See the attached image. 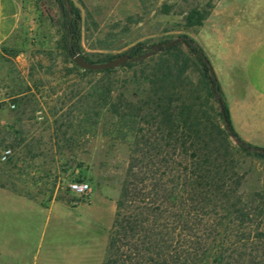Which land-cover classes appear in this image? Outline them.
Wrapping results in <instances>:
<instances>
[{"label":"rangeland","instance_id":"1","mask_svg":"<svg viewBox=\"0 0 264 264\" xmlns=\"http://www.w3.org/2000/svg\"><path fill=\"white\" fill-rule=\"evenodd\" d=\"M17 1L21 24L0 50V155L7 147L14 151L8 161L0 159V242L2 210L13 209L7 220L17 228L10 234L14 233L13 240L27 243L29 249L22 252L25 264L34 260L43 264L49 252L62 256L67 249L80 264H102L116 201L135 148L132 137L123 140L112 131L116 119L109 106L102 108V104L107 94L112 102L120 94L136 101V87L129 80L140 67L109 72L75 67L63 46L58 2ZM72 1L82 15V44L91 60L125 53L141 42L153 47L176 39L188 52L184 40L189 36L210 60L225 100L231 68L264 41V0ZM195 7L209 10V15L203 25L188 26L186 16ZM186 75L201 83L202 65L194 63ZM210 102L220 108L216 97ZM252 142L264 148L261 138ZM25 149L39 153L27 154ZM255 164L257 172L246 190L264 185V161ZM57 165L65 170L58 198H63L68 210L29 215L19 201L2 203V183L48 200L56 189L52 179H58ZM34 171L43 175L38 177ZM82 177L91 185L89 195L83 197L68 188L69 182Z\"/></svg>","mask_w":264,"mask_h":264},{"label":"trees","instance_id":"2","mask_svg":"<svg viewBox=\"0 0 264 264\" xmlns=\"http://www.w3.org/2000/svg\"><path fill=\"white\" fill-rule=\"evenodd\" d=\"M56 1L67 54L80 52L93 61L84 54L79 8L70 0L71 14L63 0ZM208 15L207 9L192 8L187 25H203ZM184 42L188 52L177 43L146 58L152 47L144 42L131 47L125 53L135 60L120 67H140L129 80L136 101L123 94L117 102L104 97L102 108L108 105L116 119L112 131L123 140L132 137L135 148L102 264H264V185L245 189L264 154L236 132L202 47L189 36ZM197 62L202 65L199 84L186 75ZM218 93L227 120L210 102Z\"/></svg>","mask_w":264,"mask_h":264},{"label":"crops","instance_id":"3","mask_svg":"<svg viewBox=\"0 0 264 264\" xmlns=\"http://www.w3.org/2000/svg\"><path fill=\"white\" fill-rule=\"evenodd\" d=\"M21 16L22 11L17 0H0V50L4 43L14 37L21 24ZM237 62H240V64L236 65V67L233 66L228 75L229 91L226 98L232 123L236 132L244 140L257 145L258 142H252V139L261 138L263 140L262 143H264V118H259V114L264 113V41L251 51L247 57L240 58ZM0 101H3L1 59ZM25 150L27 154L39 153V151L35 152L31 149ZM56 169L59 175L58 179H52L53 183L56 184V189L52 190L48 200L46 196L39 198L36 195L24 194L13 187H9L8 184L2 183V203L6 199L19 201L29 215L50 214L54 210L65 212V208L68 210L69 206L63 198H58V188L65 170L59 165H57ZM42 173L43 171H34L32 174H36L39 177L40 175L38 174L43 175ZM44 202L48 203V205ZM3 207L4 205L2 204ZM13 212V209L2 210V241L0 242L2 254L0 253V264H25L22 252L24 253V251L29 249L27 243L13 240L14 236L12 234L14 233L10 234V231L15 232L12 229L15 226L7 220V216ZM47 255L43 264H80L77 260L71 258L70 249H67V253H63L62 256L55 255L53 251ZM65 258L67 259L65 260ZM35 261L37 260H34V264Z\"/></svg>","mask_w":264,"mask_h":264},{"label":"water","instance_id":"4","mask_svg":"<svg viewBox=\"0 0 264 264\" xmlns=\"http://www.w3.org/2000/svg\"><path fill=\"white\" fill-rule=\"evenodd\" d=\"M63 2L68 7L70 13L73 14V7H72V4H71V1L70 0H63ZM179 42H180V40L176 39V40H173V41H170V42H167V43H158V44L154 45L152 47V49L144 55V57L146 58V57H149V56L153 55L157 50H159L163 46L169 47V46L175 45V44H177ZM72 59L79 67H81L83 69H86V70L87 69L88 70H107V69H111V68L124 66L129 61H134L135 60V58L132 57L130 52L124 53V54H122L120 56H117V57H115V58H113L111 60L105 61V62L89 61L80 52H77L76 54H74L72 56ZM209 67H210L211 76L215 77L216 76V72H215V70H214V68H213V66H212L210 61H209ZM216 99L218 101V104L220 106V110L223 113V116H224L225 120H227L224 102H223V99H222V96H221L220 93H218L216 95ZM231 137H232V139L234 140V142L236 144H240L241 143V139L236 134H232ZM255 150L264 154V148H261V147L257 146L255 148Z\"/></svg>","mask_w":264,"mask_h":264},{"label":"built area","instance_id":"5","mask_svg":"<svg viewBox=\"0 0 264 264\" xmlns=\"http://www.w3.org/2000/svg\"><path fill=\"white\" fill-rule=\"evenodd\" d=\"M15 107V105H12ZM14 151L12 147L5 148L0 155V159L3 162L8 161L13 155ZM69 190L76 196H87L91 191V185L88 181L74 180L68 183Z\"/></svg>","mask_w":264,"mask_h":264}]
</instances>
